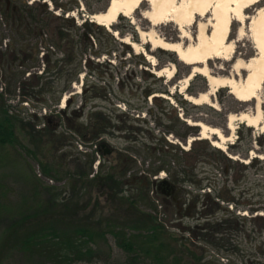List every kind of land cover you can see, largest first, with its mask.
<instances>
[{
    "label": "rangeland",
    "instance_id": "374dc122",
    "mask_svg": "<svg viewBox=\"0 0 264 264\" xmlns=\"http://www.w3.org/2000/svg\"><path fill=\"white\" fill-rule=\"evenodd\" d=\"M24 1L41 6L45 18L59 15L69 19L70 23L64 25L65 31L76 43L73 47L56 41L57 28L52 24V32L43 31L40 37L24 42L23 50L33 47L37 52L33 57L29 54L10 61L5 56L0 61V121L3 125L5 119L11 120L18 143L7 145L0 138V264H25L11 246L13 219L4 217L7 209H27L33 198L49 199L46 188L65 187L66 179L57 174L76 171L77 159L84 164L87 155L91 154L95 157L94 175L100 162L103 170L117 166L116 172L123 173L122 178L137 181L136 187L130 185L122 189L121 195L125 198L150 196V206L140 199L135 204L146 220L147 215H152L158 226L165 229L164 234H153L150 242L145 244L148 249H162L160 254L166 258L164 264H198L195 258L206 261L213 257L222 264H264V129L235 121L232 140L221 150L211 144L215 137L201 140L199 128L188 124L201 121L221 129L228 136L227 116L253 113L254 102L245 104L235 100L228 88L219 89L213 97L217 109L186 101L184 94L179 93V87L191 68L181 63L173 52L160 49L151 52V46L143 44L144 52L139 55L121 40L127 38V41L131 39L140 44L138 30H150L149 23L143 19V11L148 8L145 2L133 18L119 16L108 30L92 24L89 18L91 14L103 13L109 0ZM262 7L264 0L245 11L246 16L252 18L256 9ZM68 8L71 9L64 11ZM198 19L195 26L199 24ZM246 21L242 25L234 20L230 23L227 39L234 43V60L238 57L248 60L255 55L247 29L250 20ZM2 22L4 19H0ZM195 26L186 28L193 34ZM239 29L243 35L237 40ZM156 31L168 41L179 39L177 27L171 22L159 25ZM13 36L5 26L0 29V51L9 52L8 43ZM80 38L82 41H78ZM147 53L154 57L156 64L146 59ZM170 63L175 65L171 81L153 73ZM210 67H223L230 72L231 62L211 61ZM39 75L44 79L36 89L46 91L45 98L27 96L30 92L27 85L34 80L33 76ZM172 88L174 91L171 92ZM205 89V78L196 74L184 92L196 96ZM156 95L159 97L153 98ZM260 95L264 120V83ZM63 97L67 100L61 109ZM90 117H98L100 124L109 121L102 142L101 139L92 144L85 142L68 126L76 123L89 128ZM29 127L47 132L55 129L54 143L39 148L32 145L26 134V129L31 130ZM191 138L193 141L188 144ZM58 141L66 145L55 152L53 149ZM101 143H105V148L100 149ZM106 149L109 153H104ZM162 165L164 170L152 173ZM45 168L51 170L49 174L44 173ZM183 170L195 174V184L184 179ZM176 175L177 184L173 182ZM66 177L71 179L70 175ZM163 180L179 190V212L175 201L152 185ZM140 182L145 185L141 187ZM187 191L199 194L198 200L187 195ZM205 193L221 208L213 205L208 210ZM84 197L86 207L82 206L85 209L79 216H87L95 233L98 227L104 228L111 221L124 220L122 230L118 232L124 233L123 228L127 227L132 236L134 229L131 226L136 223L126 211L127 206L106 201L96 189ZM89 199L90 203L86 202ZM130 211L133 212L132 208ZM36 225L34 219L25 226L30 231ZM22 231L26 230L19 229L18 233ZM118 232L116 235L120 237ZM137 240L135 236L134 242ZM225 244L227 247L223 246ZM95 249L98 252L96 258L84 264H129L115 237L109 233L98 238Z\"/></svg>",
    "mask_w": 264,
    "mask_h": 264
},
{
    "label": "trees",
    "instance_id": "16d2710c",
    "mask_svg": "<svg viewBox=\"0 0 264 264\" xmlns=\"http://www.w3.org/2000/svg\"><path fill=\"white\" fill-rule=\"evenodd\" d=\"M57 6L62 9L59 5ZM70 9L71 8H68L64 11H69ZM0 19H4V22L0 23V29L3 30V26H5L14 35L13 38L10 39V43H8V45L10 44L9 52L0 51V61L5 56L6 58L8 57V59H11L10 61L19 59L20 56L26 57L29 54L33 57L37 52H35L33 47H28L27 50H23L22 47L24 42L28 41L29 38L38 37L43 31L49 32L51 30L52 32V24L57 28L55 33L56 41L65 42L67 45L72 44L73 47L76 43L75 39L65 31L66 29L64 25L70 23V20L61 18L59 15L45 18V10H42V7L38 4L30 5L24 0H9V5H7L5 0L4 2L0 0ZM85 26L90 27V25ZM119 34L121 33L119 32ZM82 36L83 35L81 34V37ZM78 41H82V39L80 38ZM0 42L2 43V41ZM1 43L0 46L2 45ZM58 62L59 60H57L56 64ZM32 79L34 80L31 84L29 83L27 85L30 87V92H27L26 95H31V97L41 96L40 98H45L46 91L36 89L39 88L40 82L44 79L43 76H33ZM70 82L71 79L68 80V83ZM21 84H23L22 81ZM24 85L26 86V84H23V86ZM57 99L58 97L56 98V101ZM93 115L97 116L95 114ZM97 118L98 117H96V119L89 118V128H87V125L86 127L82 126L87 132L85 137L82 134L83 132H75L85 142L88 141L92 144V142L98 141L100 136L104 133V130H107V123H109V121L106 120V124L102 123V125ZM5 123L6 124L3 125L6 126H3L0 121L1 140L7 145H12V143L15 142V145H17L18 143L14 135L11 120L5 119ZM89 129L90 131L88 132ZM26 134L29 138V142L37 148L43 145H51V143H54L52 138H56L55 129L52 132H47L46 130L36 131L34 129H26ZM65 145V142L58 141L57 146H54L53 150L58 152ZM94 146H97V144ZM95 152L96 151H94V153ZM64 157L65 154H63V160ZM77 161L78 165L75 169L76 171L71 173L65 171L62 174H57V177L61 176L60 178L66 179L64 188H46L50 193L49 199L39 201L36 198H33L31 205L27 209L18 208L15 209L16 211L7 209L4 217L13 219L11 232L14 234V241L11 246L13 245L14 250L21 255L20 257L23 258L25 264L91 263L98 254L95 249L98 238L105 236L107 233L115 237L117 246L120 247L125 254L126 261H128L129 264H164L166 258L160 254L162 249H148L145 244L150 242L149 239H152L153 234L157 232L164 234L165 229L158 226L157 220H155L152 215H147L149 218L146 220L144 213L138 211L136 206L138 199L144 201L146 205L150 206V196L148 194L145 196L138 195V197L137 195H132L130 199L121 195L124 187H130V185L136 187L137 181H130V179L122 178L121 176L123 173L120 174L116 172L117 166H110L108 170H103V167L100 164L97 173L93 175V177H90L93 173L92 165L95 161V157L92 154L87 155L84 164L80 158L77 159ZM66 165H68V163H66L65 166ZM164 168V165H162L152 171V173H156L160 169L164 170ZM50 171L49 168L44 169V173L48 172L47 174H49ZM182 173L185 175L184 179L195 184V174L193 172H186L183 170ZM68 175L71 176L69 177L71 179L66 177ZM177 175L174 177L175 180L173 182L175 183L177 181ZM180 182H183V179ZM140 183L141 187L145 185L143 182ZM94 189L101 192V194L106 197V201L116 202L118 205H122V207L127 206L126 211L130 212L133 222L136 223V226H131L132 229H134L132 236L129 234L130 230H127V227L123 228L124 233L121 234V232H118L122 230L124 220L111 221L109 224H105L104 228L98 227L97 232L95 233L93 227L89 225L91 222L88 221L87 216H79L80 212L85 209L82 206L86 207L84 203L85 194L90 196L91 191ZM132 191L130 190V192ZM37 193L39 194V191H37ZM186 194L190 195L191 198L196 201L199 198V194H194L192 191H187ZM204 198L209 206L208 210H210L213 205H216L218 209L221 208L214 202L208 193H205ZM25 201L26 200H24V202ZM90 201L91 199L86 202L90 203ZM95 202L97 205L98 202ZM130 208H132L133 212L130 211ZM29 210L33 211L29 212ZM205 215H207V213ZM34 219L37 221V227L28 231L25 225H27V223L31 224ZM225 222L226 221L223 223ZM98 223L100 222L98 221ZM18 228H23L26 231L18 233ZM117 232L120 234V237L116 235ZM127 235H130V238L127 237ZM135 236L139 239L136 242H134ZM141 241L142 243H140ZM223 246L227 247L226 244ZM182 250H180V253L183 255L184 249ZM140 257H142V259ZM213 258L206 261H204V258H195V262L198 264H222L217 259Z\"/></svg>",
    "mask_w": 264,
    "mask_h": 264
},
{
    "label": "bare ground",
    "instance_id": "6f19581e",
    "mask_svg": "<svg viewBox=\"0 0 264 264\" xmlns=\"http://www.w3.org/2000/svg\"><path fill=\"white\" fill-rule=\"evenodd\" d=\"M36 1V0H32ZM262 0H109L108 7L103 13L90 16V21L110 29L119 16L133 18L134 13L142 3H147L148 8L143 11V19L150 25V30H138L140 44L121 39L131 46L135 54L143 53V44L151 46L152 50H163L175 53L177 59L186 67L191 68L189 74L182 80L179 93L184 94V99L193 105H208L214 109L218 106L213 97L222 88H228L235 100L241 103L254 102L253 113L242 112L229 114L226 118V128L230 135L215 127H210L204 122H188L189 125L199 128V138L208 140L212 138L213 147L223 150L224 144L232 140L236 130L235 121H241L249 127H262L264 129L263 113L261 108V90L264 83V7L257 8L252 18L246 16L248 9L253 8ZM198 19L199 24L195 26ZM250 20L247 29L255 55L248 60H243L234 52V43L227 39L232 20L241 25ZM171 22L179 32L178 40L171 42L163 38L156 31L161 24ZM133 24V22H132ZM187 26L194 28L192 34ZM242 30L237 31V40L242 36ZM114 36L116 33L114 32ZM146 59L154 64V57L149 53ZM224 60L231 62V71L223 67L211 69V61ZM156 64V63H155ZM175 65L170 63L154 70L159 78L165 77L172 80ZM227 76H223L226 74ZM196 74L206 80V89L196 96L186 94L185 88ZM174 88L171 89V92ZM159 97L158 95L153 98ZM66 97L61 100L60 108L64 107ZM193 141L189 139L188 144ZM262 159V158H261Z\"/></svg>",
    "mask_w": 264,
    "mask_h": 264
},
{
    "label": "flooded vegetation",
    "instance_id": "af4514ba",
    "mask_svg": "<svg viewBox=\"0 0 264 264\" xmlns=\"http://www.w3.org/2000/svg\"><path fill=\"white\" fill-rule=\"evenodd\" d=\"M7 46V45H6ZM75 116V115H74ZM109 120V119H108ZM104 121V120H103ZM101 121V122H103ZM70 122V121H69ZM71 129H73L75 132L77 131V133L79 132H83L82 134L84 135V137L86 136V129H83L82 127L78 126L76 123H71L70 125H68ZM106 131V130H104ZM104 134V133H103ZM102 134V135H103ZM100 136L99 139H101V142L103 140V136ZM81 138V137H80ZM82 139V138H81ZM105 143L104 145L99 146L100 149L105 148ZM99 149V150H100ZM107 150V149H106ZM105 150V151H106ZM104 151V153H106ZM153 187H156V190H160L162 191L166 196H169L173 201H175V206L177 207L178 212L181 210L180 207V199H179V190L175 187V186H171L169 183H163L162 181H158V182H153L152 183ZM163 188V189H162ZM169 203L171 204V202L169 201Z\"/></svg>",
    "mask_w": 264,
    "mask_h": 264
},
{
    "label": "water",
    "instance_id": "95a60500",
    "mask_svg": "<svg viewBox=\"0 0 264 264\" xmlns=\"http://www.w3.org/2000/svg\"><path fill=\"white\" fill-rule=\"evenodd\" d=\"M5 1H6L7 5H9V0H5ZM107 7H108V6H107ZM93 15H95V14H93ZM91 16H92V15H91ZM102 145H104V144H102ZM105 152H106V153H109V151H108V150H106ZM162 182H163V183H167V182H166V181H164V180H163Z\"/></svg>",
    "mask_w": 264,
    "mask_h": 264
}]
</instances>
